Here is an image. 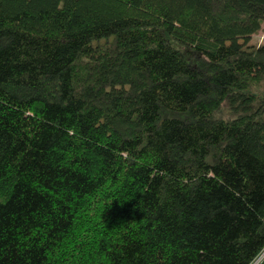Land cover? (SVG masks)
<instances>
[{
  "label": "trees",
  "instance_id": "1",
  "mask_svg": "<svg viewBox=\"0 0 264 264\" xmlns=\"http://www.w3.org/2000/svg\"><path fill=\"white\" fill-rule=\"evenodd\" d=\"M263 24L264 0H0V264H254Z\"/></svg>",
  "mask_w": 264,
  "mask_h": 264
},
{
  "label": "rangeland",
  "instance_id": "2",
  "mask_svg": "<svg viewBox=\"0 0 264 264\" xmlns=\"http://www.w3.org/2000/svg\"><path fill=\"white\" fill-rule=\"evenodd\" d=\"M261 44H264V24L262 26L261 31L258 34L254 35L250 40V45L259 46ZM248 93H250V94L253 93L254 95H257L259 97H264V82L261 83L260 85L254 86L251 89V92L249 91ZM222 115H223V117H225L224 119L231 120L232 119L231 117H233L232 115H234V114L231 112V110L227 106H224L222 109ZM263 253L257 259V261H256L257 263L255 262L254 264H260L264 260Z\"/></svg>",
  "mask_w": 264,
  "mask_h": 264
},
{
  "label": "built area",
  "instance_id": "3",
  "mask_svg": "<svg viewBox=\"0 0 264 264\" xmlns=\"http://www.w3.org/2000/svg\"><path fill=\"white\" fill-rule=\"evenodd\" d=\"M264 252V251H263ZM263 256H264V253H263Z\"/></svg>",
  "mask_w": 264,
  "mask_h": 264
},
{
  "label": "bare ground",
  "instance_id": "4",
  "mask_svg": "<svg viewBox=\"0 0 264 264\" xmlns=\"http://www.w3.org/2000/svg\"><path fill=\"white\" fill-rule=\"evenodd\" d=\"M257 263V262H256Z\"/></svg>",
  "mask_w": 264,
  "mask_h": 264
}]
</instances>
